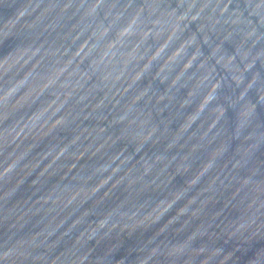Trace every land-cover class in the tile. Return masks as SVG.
Listing matches in <instances>:
<instances>
[{"label":"water","instance_id":"obj_1","mask_svg":"<svg viewBox=\"0 0 264 264\" xmlns=\"http://www.w3.org/2000/svg\"><path fill=\"white\" fill-rule=\"evenodd\" d=\"M0 264H264V0H0Z\"/></svg>","mask_w":264,"mask_h":264}]
</instances>
